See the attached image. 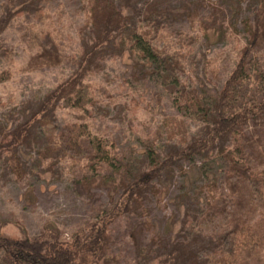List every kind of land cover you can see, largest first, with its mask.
Masks as SVG:
<instances>
[{
  "label": "rangeland",
  "instance_id": "rangeland-1",
  "mask_svg": "<svg viewBox=\"0 0 264 264\" xmlns=\"http://www.w3.org/2000/svg\"><path fill=\"white\" fill-rule=\"evenodd\" d=\"M253 1L151 0L176 17L173 30H165L154 47L178 60L182 65L179 72L169 75L129 44L114 49L104 71L89 73L85 79L98 101L85 122L93 133L117 139L113 165L94 172L68 160L58 165L59 175L43 173L35 166L42 160L38 147L21 149L20 162L8 173L5 162H0V235L20 238L25 231L35 237L51 223L61 232L62 240L71 241L87 224L111 211L122 194L123 181L133 177L149 149L163 150L173 126L184 123L188 141L196 136L201 123L179 90L195 88L207 101L221 90L247 43ZM26 2L0 0V17L8 8L18 9ZM37 6L38 14L30 18L27 13L19 14L0 38L1 46L12 53L0 56V74L10 71L12 75L10 81L0 84V121L8 130L13 128L9 116L14 110L44 98L72 74L67 63L50 70L27 71L30 58L40 51L39 42L50 35L66 59H72L81 55L82 39L94 37L92 26L87 25V0H43ZM219 7L228 14L223 34L203 30L204 18ZM176 30L184 36L178 37ZM176 78L177 88L173 86ZM80 115L60 109L57 122L40 133L44 138L54 136L65 126L81 123ZM223 167L216 154L184 162L169 181L157 184L159 195H150L140 208L112 225L106 257L98 264H158L163 241H173L182 233L185 202L204 205L211 200L222 187ZM0 264H9L2 255Z\"/></svg>",
  "mask_w": 264,
  "mask_h": 264
},
{
  "label": "trees",
  "instance_id": "trees-1",
  "mask_svg": "<svg viewBox=\"0 0 264 264\" xmlns=\"http://www.w3.org/2000/svg\"><path fill=\"white\" fill-rule=\"evenodd\" d=\"M25 1L29 2L18 9L8 8L0 17V38L19 14L27 13L30 18L39 13L37 5L43 0ZM253 5L252 21L246 26L247 43L216 96L207 101L195 88L183 86L179 90L201 123L197 135L188 141L185 124L173 126L163 150L149 149L133 177L123 181L122 194L111 211L87 224L71 241L62 240L61 232L51 223L35 237L25 231L20 238L0 235V255L5 261L100 263L117 220L140 208L150 195H159L157 184L169 181L184 162L216 154L224 164L220 191L204 205L185 202L182 233L173 241H163L157 263L264 264V0H254ZM227 19L226 9L219 7L204 18L201 27L223 34ZM87 21L94 37L82 39L78 58L66 59L48 34L39 42L40 51L30 58L27 71H45L67 63L72 74L44 98L14 110L9 116L11 130L0 121V162H5L6 173L20 162L21 149L32 151L35 147L44 160L36 161L35 166L43 173L59 175L58 165L68 160L94 172L113 165L117 139L93 133L85 122L91 117L90 109L98 105L95 91L85 79L89 73L104 71L106 59L119 46L129 44L143 59L157 62L171 76L179 72L181 63L154 47L165 30H173L171 24L176 21L159 4L151 0H87ZM175 34L184 36L179 30ZM11 54L0 44V56ZM11 78L10 71L2 72L0 84ZM176 82L175 88L178 78ZM60 109L81 113L82 122L44 138L40 130L57 122ZM123 168L129 172L127 166Z\"/></svg>",
  "mask_w": 264,
  "mask_h": 264
}]
</instances>
